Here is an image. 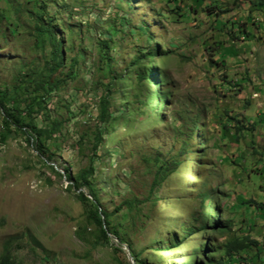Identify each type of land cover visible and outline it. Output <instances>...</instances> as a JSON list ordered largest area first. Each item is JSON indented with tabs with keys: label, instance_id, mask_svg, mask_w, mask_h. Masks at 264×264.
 Segmentation results:
<instances>
[{
	"label": "rangeland",
	"instance_id": "374dc122",
	"mask_svg": "<svg viewBox=\"0 0 264 264\" xmlns=\"http://www.w3.org/2000/svg\"><path fill=\"white\" fill-rule=\"evenodd\" d=\"M33 69L49 92L20 84ZM2 95L0 257L12 240L13 264H264V0H0ZM18 98L58 124L45 149L6 132ZM242 236L259 252L232 260Z\"/></svg>",
	"mask_w": 264,
	"mask_h": 264
},
{
	"label": "trees",
	"instance_id": "16d2710c",
	"mask_svg": "<svg viewBox=\"0 0 264 264\" xmlns=\"http://www.w3.org/2000/svg\"><path fill=\"white\" fill-rule=\"evenodd\" d=\"M241 29V27H239ZM246 31V30H245ZM247 32V31H246ZM40 34V32H39ZM54 51H52V64L53 67H50V70L55 71L56 69H58L59 67L61 68L63 66V54L61 49L54 47L53 49ZM50 59H47V64H51V61H49ZM21 81V85H27V87L34 83H37L38 86L42 87L44 89V93L49 92L48 88H46V86L50 85L51 83L49 82V80H42L41 78H39L37 76V69L36 70H32L30 73L27 74H23L20 78ZM19 85V87L21 88L22 86ZM38 88V87H36ZM17 89V88H16ZM8 97V95H2V97L0 98V105L3 106V108H5L6 104V98ZM22 99V98H21ZM20 98H18V101H14L12 100L13 103H16L17 108H14V112L12 113H5L4 114V119H3V125H5L6 128V132L9 130V127L11 125H15L18 127H28L30 128V130H27V133H30V137H34V133L31 132H35V140L36 142L40 145L41 149H45V142L46 140H48L50 137H52V133L58 131V124H55L53 126L50 127V129H41L38 128V126L32 121V122H24V117L23 114L21 112H19V110L17 111L20 103L19 100H21ZM43 96H34L33 98L29 99L26 107H25V112H32L34 110V106L36 105H40L42 103ZM107 100H103L102 103V108H101V114L100 117L102 119H105V115L107 114ZM237 127V125H235ZM239 130V128H238ZM6 132H3L1 134V138H6ZM26 132V131H25ZM44 145V146H43ZM45 152V151H44ZM68 175V174H67ZM90 176H89V171L85 170L80 172L76 179H77V184L80 187H87L89 189L91 198H89L84 192H81V199L83 200V202L85 204H91L93 206V210L91 211V215L92 218L94 220V222L100 227V232L101 235L109 240V234H114L117 238H119L118 236V232L117 231H113L110 228L111 225V221L109 219V213L104 210L100 204V200L98 198V194L92 184V182L89 180ZM207 199L211 200L212 198L208 197ZM218 212L220 213V210H218ZM240 236V235H238ZM237 236V237H238ZM121 241L122 239L119 238ZM256 245V251L259 252V248H260V242L253 240L252 238H250L249 236H242V238H236L234 237L232 240H229L226 244H225V252L226 254L232 259L234 260V258L236 257V253H239L241 251L244 250H248L250 248H252L253 246ZM11 246H12V240H8L4 246V250H3V254L0 257V264H13V256L11 253ZM122 251V250H119ZM132 252V256L134 258L135 264H146L145 261L139 260V258L134 254V252L131 250ZM249 252V251H247ZM247 262H249V260H239L238 259V263L240 264H247ZM130 264V263H129Z\"/></svg>",
	"mask_w": 264,
	"mask_h": 264
},
{
	"label": "clouds",
	"instance_id": "9594fccd",
	"mask_svg": "<svg viewBox=\"0 0 264 264\" xmlns=\"http://www.w3.org/2000/svg\"><path fill=\"white\" fill-rule=\"evenodd\" d=\"M253 96L256 97V96H258V94L257 93H254Z\"/></svg>",
	"mask_w": 264,
	"mask_h": 264
}]
</instances>
